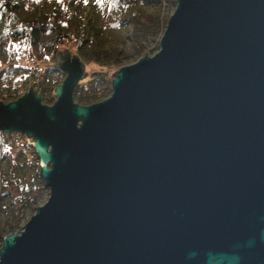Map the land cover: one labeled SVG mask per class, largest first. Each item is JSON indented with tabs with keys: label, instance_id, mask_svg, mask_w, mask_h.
<instances>
[{
	"label": "water",
	"instance_id": "95a60500",
	"mask_svg": "<svg viewBox=\"0 0 264 264\" xmlns=\"http://www.w3.org/2000/svg\"><path fill=\"white\" fill-rule=\"evenodd\" d=\"M55 65L51 105L32 82L0 101L49 192L0 264H264V0H175L158 50L89 105L78 55Z\"/></svg>",
	"mask_w": 264,
	"mask_h": 264
},
{
	"label": "trees",
	"instance_id": "16d2710c",
	"mask_svg": "<svg viewBox=\"0 0 264 264\" xmlns=\"http://www.w3.org/2000/svg\"><path fill=\"white\" fill-rule=\"evenodd\" d=\"M170 2L175 4V0H0V100L12 101L34 81L40 85L41 101L50 103L46 91L64 78L55 65L62 46L72 48L85 65L73 100L89 105L104 99L111 91L113 67L121 64L123 45L131 42L139 50L142 41L158 39L169 15L164 3ZM128 7L133 10L131 20L126 17ZM30 153L22 133L4 138L0 132V164L7 167L0 171V238L16 230L22 211L35 208L46 188ZM12 184L15 196H10Z\"/></svg>",
	"mask_w": 264,
	"mask_h": 264
},
{
	"label": "rangeland",
	"instance_id": "374dc122",
	"mask_svg": "<svg viewBox=\"0 0 264 264\" xmlns=\"http://www.w3.org/2000/svg\"><path fill=\"white\" fill-rule=\"evenodd\" d=\"M174 7H175V4H173L171 2L170 3H164V8L166 9V11L169 12V15L172 13ZM132 11H133L132 8H130V7L126 8V17L129 20H131L130 13ZM94 14H95L94 17L96 19V23L98 25L99 24V21H100V13H98V11H96V12H94ZM119 14H121V13H119ZM120 16H122V15H120ZM129 24H130V26L132 25L131 21L129 22ZM160 36H159V38H160ZM159 38L158 39L148 38L147 40L142 41L141 42V45H143L144 47L143 48H139V50H137L136 45L134 46L133 43L126 42L125 45H123V47L121 48V50H122V54H121V57H120L121 58V64L119 65V67L118 66H114L113 67V70H112V73H114L115 71H117L121 66H124V65H127V64H130V63L136 61L138 58H140L141 56H143L145 54L146 55H152V54H154L158 50V48H156V47L158 46V40H159ZM64 49H68L72 54H76V52L74 50H72V48L67 47V46L66 47L65 46H62L59 50H60V52H62ZM55 58H56V54H55ZM31 82H32L31 86L34 89H36V87H37L38 84H36L34 81H31ZM31 82H28L26 84L24 90L22 91V93L19 96H21L30 87V83ZM46 95L50 98V103H45V104H48V105L52 104L54 102V100H55V97H53V95H52V91L51 90H47L46 91ZM18 97H16L15 99H17ZM15 99H13V100H15ZM8 102H10V101H8ZM42 103H44V102H42ZM14 137H16V135H14ZM23 138L25 140V143L32 150V148H31V146L29 145V142H28V141H31V139H27L24 134H23ZM21 140H23V139H21ZM29 157H30L31 160H34L35 159V156L33 155V152L29 154ZM36 164H37V161H36ZM6 168L7 167H6V165L4 163H1L0 164V171L1 170L5 171ZM9 190H10V196H15L17 194V189L15 188V186L13 184L11 185V187H9ZM48 194H49L48 188L47 187L46 188H43L42 191L40 192V196H39L37 202L33 205L35 208H32V209H24L22 211V213L20 215L21 220H20V222H19V224H18V226L16 228V231H20L22 229L23 224L35 212L36 207L39 206V205H41V204H43L47 200ZM0 245H1V238H0Z\"/></svg>",
	"mask_w": 264,
	"mask_h": 264
},
{
	"label": "bare ground",
	"instance_id": "6f19581e",
	"mask_svg": "<svg viewBox=\"0 0 264 264\" xmlns=\"http://www.w3.org/2000/svg\"><path fill=\"white\" fill-rule=\"evenodd\" d=\"M0 101H2V100H0ZM3 103H8V102H4V101H2ZM42 102V101H41ZM45 104V103H44ZM51 105V104H50ZM14 133V132H13ZM11 134V133H10ZM9 136V135H8ZM7 136V137H8ZM32 152H33V150H32ZM33 155L35 156V159H36V161H37V157H36V155L34 154V152H33ZM37 164H38V162H37Z\"/></svg>",
	"mask_w": 264,
	"mask_h": 264
},
{
	"label": "snow or ice",
	"instance_id": "6c2138e0",
	"mask_svg": "<svg viewBox=\"0 0 264 264\" xmlns=\"http://www.w3.org/2000/svg\"><path fill=\"white\" fill-rule=\"evenodd\" d=\"M85 3H87V0H84Z\"/></svg>",
	"mask_w": 264,
	"mask_h": 264
}]
</instances>
